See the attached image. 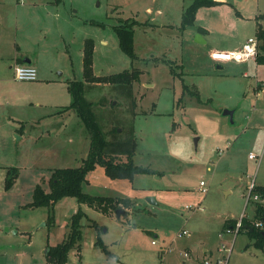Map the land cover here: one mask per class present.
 <instances>
[{"label": "rangeland", "instance_id": "obj_1", "mask_svg": "<svg viewBox=\"0 0 264 264\" xmlns=\"http://www.w3.org/2000/svg\"><path fill=\"white\" fill-rule=\"evenodd\" d=\"M191 1L0 0V264H44L45 246L62 241L78 208L80 249L72 248L65 264H264V244L243 228L234 238L223 229L224 222L253 219L257 204L264 208L247 198L251 183L264 187V63L235 68L212 61L206 50L257 37L264 0L215 2L181 30V5ZM125 19L136 21L133 59L113 30ZM166 21L171 30L146 24ZM199 28L209 33L207 44L194 40ZM88 39L95 76L140 71L130 85L87 83L83 95L106 138L114 128L121 138L132 132L133 162L156 173L118 181L97 165L82 190L130 199L127 213L117 217L111 208L102 212L66 197L54 204L49 223L47 207L28 204L37 184L48 188L52 169L79 166L88 154L85 126L74 109H64L72 100L68 82L83 80ZM258 44L257 57L264 56ZM17 48L35 57L37 80L14 78ZM225 109L233 111L232 121ZM181 229L189 234L177 237ZM97 237L107 251L94 245ZM186 244L194 245L191 254ZM222 245L230 247L228 258ZM202 246L209 249L204 255Z\"/></svg>", "mask_w": 264, "mask_h": 264}, {"label": "trees", "instance_id": "obj_2", "mask_svg": "<svg viewBox=\"0 0 264 264\" xmlns=\"http://www.w3.org/2000/svg\"><path fill=\"white\" fill-rule=\"evenodd\" d=\"M215 3L213 0H193L183 11L180 22L182 30L194 21L195 13L199 7L211 6ZM135 20L125 19L124 23L113 26V30L117 36L119 47L131 59L134 58L133 52V26ZM256 36L263 42L264 49V30L257 25ZM92 40L88 39L84 45L83 54V80H71L68 82L67 89L71 94L72 100L64 109H74L77 116L85 126L89 135V149L87 156L82 160L81 164L76 167L54 168L48 178L47 190L37 184L32 193V201L28 204L30 207H47L48 222L53 223L54 217L51 214L53 206L56 202L66 197H72L78 203L86 204L89 207H95L102 212L108 211L110 208L116 210L121 207L127 209L132 205L128 198L111 197L102 195H92L82 190L83 183L87 180L88 173L97 165L104 169V173L112 179H131L137 173L154 174L156 171L149 167L137 165L133 162L136 141L134 135L121 138L114 128L111 129L112 137L107 139L102 128L96 121L95 114L92 110V102L88 101L83 93L85 85L92 82H106L112 84H132L139 80V70H123L121 72L108 76H95L92 69ZM258 63H264V56H258ZM183 90H188L190 94L198 97L197 90L191 91L188 86L183 84ZM120 156L124 158L118 159ZM118 159V160H117ZM14 176L6 179L9 185ZM254 191L264 194V187H254ZM127 213V212H126ZM84 212L78 208L70 217L66 225V231L61 242L55 245L47 244L44 249V257L47 264H64L68 259V253L72 248L77 251L80 249L81 239V219ZM255 220L264 219V208L257 204L255 208ZM235 222H231V227ZM242 228L256 240V244L263 246L264 235L263 229H258L248 219L242 217ZM251 227V229H250ZM228 228V227H227ZM241 228V229H242ZM94 245L106 250L105 245L97 237Z\"/></svg>", "mask_w": 264, "mask_h": 264}, {"label": "built area", "instance_id": "obj_3", "mask_svg": "<svg viewBox=\"0 0 264 264\" xmlns=\"http://www.w3.org/2000/svg\"><path fill=\"white\" fill-rule=\"evenodd\" d=\"M258 40L255 37H249L247 38L244 42H242L239 47L234 48V49H229V50H219V49H212L209 52V58H211L213 61L215 62H237V63H241V62H246V61H255L256 57L258 55ZM13 76L16 80H20V81H32L36 79L37 76V71L36 68L28 63H19L13 66ZM259 90L257 91V93L259 92L260 96L262 95V89L258 88ZM221 152V151H220ZM249 158H256L257 156L254 153H249L248 154ZM199 186H200V190L202 192H206L207 188L205 187V183L203 181L199 182ZM254 187L255 185H253L252 183L249 186L248 189V194H247V198L248 199H252L253 201L256 202H264V194H259L257 192H254ZM186 207H190V206H186ZM254 226L258 229H263L264 228V222L263 220H256L254 223ZM242 217L238 220L235 221V224L232 227L227 228V232H230L233 234V238L235 237V235L237 233H239V231L242 228ZM188 231H186L185 229H181L180 231L177 232V236H183L185 234H187ZM152 243L154 244L155 242L152 241ZM222 250L226 252V256H228L229 251H230V247H225L224 245H222ZM220 261L217 260V264H223L219 263ZM204 264H209V262L207 260L204 261Z\"/></svg>", "mask_w": 264, "mask_h": 264}, {"label": "crops", "instance_id": "obj_4", "mask_svg": "<svg viewBox=\"0 0 264 264\" xmlns=\"http://www.w3.org/2000/svg\"><path fill=\"white\" fill-rule=\"evenodd\" d=\"M193 1V0H192ZM191 1V2H192ZM213 1H215V2H217V3H221V2H223L224 0H213ZM190 2V3H191ZM189 3V4H190ZM188 4V5H189ZM188 5H186V6H184V3H182V5H181V10H180V21H179V24H178V26L180 25V22H181V18H182V13H183V11H184V9L188 6ZM204 7H206V6H202V7H199L198 9H197V11H196V13H195V17H194V21L193 22H195V19H196V17H197V15H198V13L204 8ZM147 10H149V8H146ZM159 12H161L162 10H158ZM146 24H151V25H155V26H158V27H162L161 29H165V30H171V27L174 25V24H172V23H169V21H166V22H164V23H161V24H153V23H149V22H147ZM193 24V23H192ZM192 24H190V25H192ZM260 25V23L259 22H257L256 23V31H257V25ZM187 26H189V25H187ZM260 27L262 28V26L260 25ZM183 29H185V28H183ZM189 29V28H188ZM204 31H203V34H202V38H203V42H200V43H205V44H207V42H208V39H207V37L206 36H208V34L209 33H207V31L205 30V29H203ZM172 31H174L173 29H172ZM180 34H181V32H180ZM194 35V31H193V33H192V36ZM257 38V37H256ZM257 40L258 41H261V40H259L258 38H257ZM102 43H106V41H102ZM227 48V47H226ZM234 48H237L236 46H234V47H232L231 49H234ZM212 49H219V48H214L211 44L210 45H208V47L206 48V50L208 51L207 52V56L209 57V52L212 50ZM258 49H260V46L258 47ZM17 50H18V48H17ZM227 50H229L228 48H227ZM259 51V50H258ZM22 51H20V49L18 50V52H16V54H15V56L13 57V66L14 65H16V64H19V63H28V64H31V65H33L34 66V63H35V57L33 56V57H29V56H27L26 54V52H22ZM17 54H20V55H17ZM19 56H21V57H19ZM211 59V58H210ZM212 60V59H211ZM213 61V60H212ZM216 63H228V65H231V66H233V67H238V68H241L242 66H246L247 64L248 65H254V67H255V65L258 63L256 60L255 61H252V60H250V61H246V62H241V63H237V62H216ZM35 67V66H34ZM243 74H245V72H243ZM35 80H37V79H35ZM42 82H44L43 80L42 81H39V82H37V83H42ZM45 82H50V81H45ZM257 84H259V83H257ZM256 92L259 90L258 88H257V85H256ZM257 95L258 96H260V94H259V92L257 93ZM262 96V95H261ZM219 153H221V152H219ZM249 158V157H248ZM249 159H252V158H249ZM102 168V167H101ZM102 170H103V172H104V169L102 168ZM114 180H118V179H114ZM118 181H125V180H118ZM200 182V181H199ZM45 188V187H44ZM46 190H47V188H45ZM198 191L200 192V193H206L207 192V190H206V192H202L201 190H200V186L198 187ZM62 200V199H61ZM199 205L200 204H196V205H191V204H185L184 205V208H186V209H191L192 207H195V208H197V209H201V207H199ZM186 206H190V207H186ZM194 208V209H195ZM126 210V212L129 210V209H125ZM252 223H254L256 220L253 218H250L249 219ZM233 222H235L234 220H233ZM184 227V226H183ZM229 228V227H231V225H229L228 223H226V222H224V225H223V229L224 228ZM187 234H189V232H187ZM187 234H185V235H187ZM177 235V234H176ZM178 237V236H177ZM180 237H182V236H180ZM151 243H152V241H151ZM153 244V243H152ZM170 246V245H169ZM193 246L194 245H191V244H189V245H185V246H183V248L186 250V251H188V253H190L189 251L190 250H192V248H193ZM221 250H222V247L220 248ZM173 250H176V248L175 249H173ZM201 250L204 252L203 253V255L204 254H206L207 252H208V248L206 247V246H202L201 247ZM194 251V250H193ZM163 252V251H162ZM195 252V251H194ZM191 254V253H190ZM192 254H194L193 252H192ZM189 256V255H188ZM194 256V255H193ZM224 258L225 257H227L226 255H224L223 256ZM228 258V257H227ZM45 259V258H44ZM194 259H195V257H194ZM45 261V263L44 264H47V262H46V260H44ZM205 261V260H204ZM65 264V263H64ZM198 264H200V263H198ZM201 264H204V262H202L201 261Z\"/></svg>", "mask_w": 264, "mask_h": 264}, {"label": "water", "instance_id": "obj_5", "mask_svg": "<svg viewBox=\"0 0 264 264\" xmlns=\"http://www.w3.org/2000/svg\"><path fill=\"white\" fill-rule=\"evenodd\" d=\"M203 31H204L203 29H200V28L197 29V31L195 33V36H194V40L196 42H203L204 41L203 38H202ZM222 114L228 116L230 118V120L232 121V116H233V111L232 110L225 109ZM147 200L150 203H155L154 198H152V197H149ZM115 214H116L117 217H119L121 215H125L126 214V210L121 208V207H119V208H117L115 210ZM263 222H264V219H263ZM250 229H251V227H250ZM262 235H264V230L262 231Z\"/></svg>", "mask_w": 264, "mask_h": 264}]
</instances>
